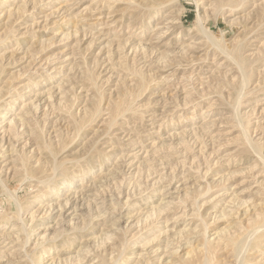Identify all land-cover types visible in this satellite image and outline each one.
<instances>
[{"label": "rangeland", "instance_id": "obj_1", "mask_svg": "<svg viewBox=\"0 0 264 264\" xmlns=\"http://www.w3.org/2000/svg\"><path fill=\"white\" fill-rule=\"evenodd\" d=\"M263 217L264 0H0V264H264Z\"/></svg>", "mask_w": 264, "mask_h": 264}, {"label": "bare ground", "instance_id": "obj_2", "mask_svg": "<svg viewBox=\"0 0 264 264\" xmlns=\"http://www.w3.org/2000/svg\"><path fill=\"white\" fill-rule=\"evenodd\" d=\"M4 1H5V0H4ZM54 169H55V168H54ZM111 198H112V197H111ZM65 202H66V201H65ZM66 203H68V202H66ZM69 203H70V202H69ZM61 207H62V206H61ZM65 207H66V206H65ZM81 207H82V206H81ZM75 208H76V207H74V209H75ZM81 209H82V208H81ZM243 211H244V210H243ZM83 212H84V211H83ZM152 212H153V211H152ZM241 212H242V211H241ZM251 213H252V212H251ZM154 214H155V213H154ZM242 214H243V213H242ZM248 214H249V213H248ZM253 214H255V213H253ZM33 215H35V214H33ZM33 215H32V216H33ZM76 215H77V214H76ZM30 216H31V215H30ZM32 216H31V217H32ZM152 216H153V213H152ZM31 217H30V218H31ZM30 218H29V220H30ZM256 218H257V217H256ZM258 218H259V217H258ZM263 218H264V217H263ZM31 219H33V218H31ZM154 219L156 220V218H154ZM154 219H153V221H154ZM151 221H152V220H151ZM153 221H152V222H153ZM245 221H246V219H245ZM245 221H244V222H245ZM253 221H255V220H253ZM248 222H249V221H248ZM261 222H262V221H261ZM243 224H244V223H243ZM244 225H245V224H244ZM261 225H262V224H261ZM261 225H260V226H261ZM26 227H27V226H26ZM258 228H259V230H260V227H259V226H258ZM263 228H264V227H263ZM245 230H246V229H245ZM255 230H256V229H255ZM255 230H254V231H255ZM246 232H247V231H246ZM249 232H250V230L247 232V234H248ZM262 232H263V231H262ZM252 233H253V232H252ZM254 233H255V232H254ZM43 234H44V233H43ZM252 236H253V234H252ZM247 237H250V236L248 235ZM24 238H25V237H24ZM245 238H246V237H245ZM252 238H253V237H252ZM250 239H251V237H250ZM250 239H249V242H250ZM26 240H27V239H26ZM221 240H222V239H221ZM221 240H220V241H221ZM247 240H248V238H247ZM230 241L232 242L231 239H230ZM245 241H246V240H245ZM227 242H228V241H227ZM222 243H223V242H222ZM231 244H232V243H231ZM238 244H239V243H238ZM243 244H244V243H243ZM248 244H249V243H248ZM223 245H224V244H223ZM224 246H225V245H224ZM232 246H233V245H232ZM247 247H248V246H246V249H247ZM232 249H233V248H232ZM234 249H235V247H234ZM238 250H239V249H238ZM240 250H241V249H240ZM240 250H239V251H240ZM243 250H244V249H243ZM175 251H176V250H175ZM175 251H174V252H175ZM232 252H233V251H232ZM237 252H238V251H237ZM240 252H241V251H240ZM172 253H173V251H172ZM176 253H177V252H176ZM237 254H238V253H237ZM242 254H243V253H242ZM233 255H234V254H233ZM238 255H239V254H238ZM236 256H237V255H236ZM239 258H240V257H239ZM147 259H148V258H147ZM240 261H241V260H240ZM242 261H243V260H242ZM238 262H239V260H238ZM146 263H148V262H146ZM235 264H236V263H235Z\"/></svg>", "mask_w": 264, "mask_h": 264}]
</instances>
